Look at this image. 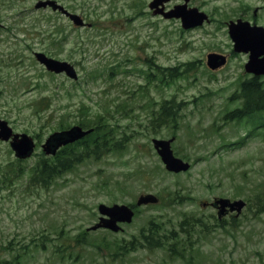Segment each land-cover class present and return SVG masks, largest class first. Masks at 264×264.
I'll return each instance as SVG.
<instances>
[{"label": "rangeland", "instance_id": "rangeland-1", "mask_svg": "<svg viewBox=\"0 0 264 264\" xmlns=\"http://www.w3.org/2000/svg\"><path fill=\"white\" fill-rule=\"evenodd\" d=\"M38 1L0 0V117L38 145L88 121L106 122L122 141L97 156L77 147L81 161L42 183L38 174L30 179L41 148L20 164L0 140V173L7 174L0 175V264H264V124L227 118L243 105L240 83L252 76L244 68L249 54L234 51L228 24L240 17L264 26V0H190L210 17L191 29L154 15L151 0H57L85 26ZM38 50L70 61L79 77L48 71ZM214 51L228 56L217 70L207 65ZM158 66L184 74L169 83ZM164 97L176 99V118L159 117ZM155 138H173L175 154L191 168L167 170ZM144 193L159 196V204L136 206ZM221 197L247 204L238 217L219 219L204 202ZM100 203L133 204L136 215L121 231H88ZM186 217L197 219L192 258L147 249L139 239L152 223L161 233L178 231ZM133 239L127 255L109 251V243Z\"/></svg>", "mask_w": 264, "mask_h": 264}, {"label": "water", "instance_id": "water-1", "mask_svg": "<svg viewBox=\"0 0 264 264\" xmlns=\"http://www.w3.org/2000/svg\"><path fill=\"white\" fill-rule=\"evenodd\" d=\"M167 1L169 0H153L150 3V7L154 9V13H161L167 18L181 17L183 25L186 28L200 25L207 18V15L204 12H200L197 8H188L189 0H185V3L178 4L173 9L165 11L164 3ZM48 5L54 10H60L67 14L75 24H84V20L80 15L70 12L56 0H41L36 4V7H46ZM229 29L230 35L235 43V51L250 52L249 61L245 65L246 70L256 75L264 74V26L251 25L249 21H244L239 18L236 22H230ZM35 55L49 70L55 72L65 71L70 77H77L75 67L70 62L50 57L41 51L36 52ZM225 62V55L218 53L208 55V64L212 68H217ZM90 131L91 129L85 130L81 126L75 125L67 130L55 132L44 144L45 150L47 153H56V150L60 146L78 140ZM11 132L12 129L8 122L0 118V138L9 139ZM153 142L167 169L178 172L187 170L190 167L189 162H185L183 159L175 156L171 147L172 139L156 138ZM12 147L19 157H27L31 155L34 143L29 135L23 133L19 141L12 142ZM157 201L158 198L156 195L147 193L139 196L137 204L141 205L143 203ZM214 204H220L219 215L222 216L225 213L226 206H229L231 210L237 209L238 212H241L245 201L242 199L231 201L228 198H220ZM99 210L102 216L100 221L92 226V229L107 227L117 231L120 229L118 222H131L134 216L133 209L126 204L115 203L113 205H107L102 203L99 205Z\"/></svg>", "mask_w": 264, "mask_h": 264}, {"label": "trees", "instance_id": "trees-1", "mask_svg": "<svg viewBox=\"0 0 264 264\" xmlns=\"http://www.w3.org/2000/svg\"><path fill=\"white\" fill-rule=\"evenodd\" d=\"M159 67V66H158ZM160 68V67H159ZM163 70L161 74L157 73L159 70H154L151 75H153V81L156 79L157 74L161 75L163 80L171 83L177 80L184 74V70L176 67L169 66L160 68ZM240 91L243 99V105L241 108L235 109L230 113V117H235L236 119H242L244 117L254 118L258 120L259 125L264 124V82L258 77H252L246 79L240 83ZM173 97V96H172ZM176 99H169L164 97V101L160 104L159 117H172L176 118L178 115ZM101 119L102 116H99ZM85 128H93V131L88 134L81 142L78 144H69L61 149L55 156H45L44 159L39 160L38 164L32 169V174L30 179H33L36 174L41 177V182H48L49 178H53L63 171L72 169L76 163L80 162L82 155L78 154L77 147H82L81 149L90 150V155H99L101 151L109 150L111 148L110 142L113 141L114 147L118 149L122 138L116 139L112 138V130H110L109 125L106 122L96 121L94 123L80 122ZM112 138V140H111ZM2 177L6 176L5 172H1ZM197 220V219H196ZM194 220V223L195 221ZM191 223L190 219L186 217L181 220L179 224V230H171L170 234L161 233L160 228L155 223L150 225L149 230L143 233L139 238L140 241L147 249L155 248H165L166 251L173 257L180 259L192 258L189 256V252L194 249V239L195 235V225ZM87 232L84 231L80 234L78 241H81L86 237ZM143 238V239H142ZM142 239V240H141ZM86 240V239H85ZM83 240V242L85 241ZM87 241V240H86ZM138 240L120 241L116 240L114 245L111 246L109 243V251L116 255H127L129 252L136 248ZM108 246V244H106Z\"/></svg>", "mask_w": 264, "mask_h": 264}]
</instances>
